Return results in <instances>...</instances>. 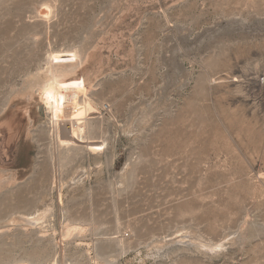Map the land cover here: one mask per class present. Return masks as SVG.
<instances>
[{
	"label": "rangeland",
	"instance_id": "1",
	"mask_svg": "<svg viewBox=\"0 0 264 264\" xmlns=\"http://www.w3.org/2000/svg\"><path fill=\"white\" fill-rule=\"evenodd\" d=\"M65 51L78 134L38 100ZM45 199L55 233L14 222ZM24 261L264 264V0H0V264Z\"/></svg>",
	"mask_w": 264,
	"mask_h": 264
},
{
	"label": "bare ground",
	"instance_id": "2",
	"mask_svg": "<svg viewBox=\"0 0 264 264\" xmlns=\"http://www.w3.org/2000/svg\"><path fill=\"white\" fill-rule=\"evenodd\" d=\"M76 58L77 53L75 51L56 52L49 54L46 68L38 88V100L44 104L50 113V119L53 125L56 126L59 122H63L67 119L66 121L69 120L71 124L74 123V126H72V134H78L81 132L83 125L81 126L79 123L94 110L90 103L78 102L79 95H83L85 93L84 89L60 81L61 78H64L63 81H65V79H67L68 76L73 73V69L76 66ZM61 141L65 142L67 140L63 141L61 139ZM58 189L57 202L58 204H61L63 200V184H60ZM52 207V201L45 199L43 204L32 214L15 217L14 222H23L30 228L39 227V231L41 233H45L47 230H52L51 228L49 229L47 225L48 216L53 210ZM85 231L86 226L79 222H60V243L63 244L73 239V237L81 236ZM55 232V230H52V233ZM198 244L201 247L209 246L204 244L202 241H198ZM216 248L217 246L213 247L212 250H215ZM17 264L30 263L24 261ZM49 264H56V262L51 261Z\"/></svg>",
	"mask_w": 264,
	"mask_h": 264
}]
</instances>
